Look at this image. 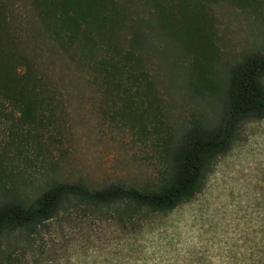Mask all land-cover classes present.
I'll return each instance as SVG.
<instances>
[{
	"label": "rangeland",
	"instance_id": "1",
	"mask_svg": "<svg viewBox=\"0 0 264 264\" xmlns=\"http://www.w3.org/2000/svg\"><path fill=\"white\" fill-rule=\"evenodd\" d=\"M127 5L126 21L97 37L94 48L93 60L111 61L115 74L106 78L53 48L42 59L50 85L37 122L0 120V195L30 198L51 180L155 182L171 139L217 114L188 80L219 84L230 65L264 50V0L206 3L191 41L172 30L188 23L160 26L151 3ZM85 213L3 235L0 264H264V118L239 126L189 202L142 212L137 221L107 210Z\"/></svg>",
	"mask_w": 264,
	"mask_h": 264
},
{
	"label": "trees",
	"instance_id": "2",
	"mask_svg": "<svg viewBox=\"0 0 264 264\" xmlns=\"http://www.w3.org/2000/svg\"><path fill=\"white\" fill-rule=\"evenodd\" d=\"M132 1L0 0V120L37 122L47 106L45 94L50 85L42 59L44 55L50 58L53 48L56 54L68 51L78 55L81 62L106 78L115 74L118 66L111 61L93 60L96 38L126 21L124 9ZM141 1L144 6L151 3L152 15L160 26L170 19L188 23H178L171 29L191 41L200 9L218 0ZM137 39L134 34L130 41L136 43ZM263 76L264 50L230 65L219 84L210 78L191 77L188 88L215 103L217 114L211 123L192 121L171 139L160 155L163 166L155 182L91 187L80 180H51L30 198L0 195V238L14 232L34 233L43 223L65 212L67 219L69 212L93 214L107 210L137 221L142 212L165 213L189 202L212 162L234 142L239 126L264 118Z\"/></svg>",
	"mask_w": 264,
	"mask_h": 264
}]
</instances>
